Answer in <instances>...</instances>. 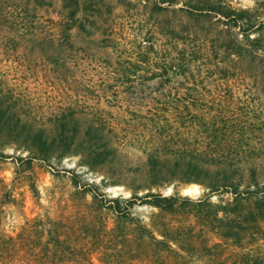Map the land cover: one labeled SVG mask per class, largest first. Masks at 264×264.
<instances>
[{
	"label": "trees",
	"instance_id": "trees-1",
	"mask_svg": "<svg viewBox=\"0 0 264 264\" xmlns=\"http://www.w3.org/2000/svg\"><path fill=\"white\" fill-rule=\"evenodd\" d=\"M178 1H154L152 11H166ZM67 2V20L59 28L65 36L72 28L91 34V27L86 29L83 23L87 16L94 18L92 25L100 23L94 25L96 31L110 35L117 21L115 5H134L128 0L113 5L104 0ZM181 2L182 7L173 12H184L181 18L186 21H209L213 17L216 21L202 25L198 35L181 23L173 27L174 55L169 60L167 55L157 57V39L152 32L141 37L131 48L133 64L141 68L145 82L154 77L166 80L171 71L190 85L208 81L228 88L248 86L251 80L250 87L256 81L263 87L261 8H236L230 0ZM178 98L154 102L157 105L128 119L102 110L89 115L84 107L64 106L51 115V132L35 127V120L22 119L17 110L0 100V137L22 148L27 156L19 161L28 164L72 154L95 170L119 165V150L123 148L141 154L142 161L135 154L137 165L128 170L134 176L126 187L129 197H107L85 185L76 191L90 196L85 233L101 264H264V162L249 163L264 159V103L245 115L227 117L220 116V110L210 113L213 109L209 105ZM175 183H198L208 189V195L226 193L229 198L219 203L206 198L192 200L174 191ZM111 184L118 185L119 181ZM167 185H173L168 196L154 191ZM3 188L0 179V205L16 203L11 192ZM31 190L34 192L33 187ZM135 206L155 211L144 221L133 212ZM105 211L112 216L110 228ZM62 222L36 217L27 220L14 238L0 233V258L23 260L27 254L30 264H90L92 251L82 243L75 246L81 239L69 228L64 229Z\"/></svg>",
	"mask_w": 264,
	"mask_h": 264
},
{
	"label": "rangeland",
	"instance_id": "rangeland-1",
	"mask_svg": "<svg viewBox=\"0 0 264 264\" xmlns=\"http://www.w3.org/2000/svg\"><path fill=\"white\" fill-rule=\"evenodd\" d=\"M104 1L113 5L118 0ZM128 1L134 5L121 7L117 4L113 9L117 21L112 25V34L96 31L94 25L100 23L92 25L94 18L87 16L83 23L86 29L91 27V34L72 28L65 36L59 33V28L67 20L65 6L70 5L66 0H0V100L17 110L22 119L35 120V127L43 126L49 132L53 127L48 124L51 115L68 105L79 110L84 107L89 115L102 110L108 115L128 119L133 118L132 114L144 113L148 106L157 105L154 102L176 101L178 97L190 104L209 105L213 109L210 113L220 110L219 115L227 117L245 115L246 111L264 103V86L261 87L260 81H256L254 87H250L251 80L247 81L248 86L228 88L208 81L190 85L168 71L166 80L150 76L154 78L145 82L141 68L133 64L135 54L131 48L141 37L152 32L157 39V57L167 55L169 60L174 55L173 27L181 23L187 31L192 34L195 31L198 35L203 26L216 21V17L209 18L210 22L186 21L181 18L184 12H173L182 7L181 0L161 12L152 11L153 2L158 0ZM230 1L236 8L254 10L258 6L261 8L259 17L264 20V0ZM250 73L255 71L250 70ZM119 152L122 154L119 165L95 170L84 165L80 156L72 154L49 162L32 160L28 164L19 161L20 157L27 156L22 148L8 144L0 137V179L3 190L10 191L17 200L0 205V233L14 238L27 220L36 217L60 220L64 229L69 228L81 239L82 242L75 246L82 243L92 251L90 264H101L95 246L85 233V213H89L90 196L88 193L78 195L76 191L85 185L107 197H129L130 191L126 187L134 176L128 170L137 165L136 156L140 158L139 162L142 156L134 149L123 148ZM263 162L261 157L249 161ZM113 181H119V184L113 186ZM175 190L182 197L206 198L211 203L229 198L226 193L208 195V189L198 183H175ZM154 191L168 196L173 193V185ZM153 211L155 209L148 206L133 209L144 221ZM104 216L108 217L110 228L112 216L107 211ZM23 256V260L0 258V264H27L29 257Z\"/></svg>",
	"mask_w": 264,
	"mask_h": 264
}]
</instances>
